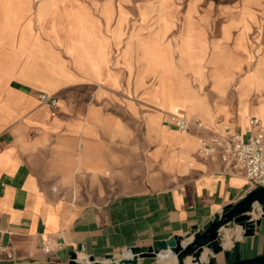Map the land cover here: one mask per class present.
Returning <instances> with one entry per match:
<instances>
[{
  "label": "crops",
  "instance_id": "0c3cea01",
  "mask_svg": "<svg viewBox=\"0 0 264 264\" xmlns=\"http://www.w3.org/2000/svg\"><path fill=\"white\" fill-rule=\"evenodd\" d=\"M244 5L212 35L219 22L176 31V17L139 0H0V264L64 263L72 252L117 264L132 246L191 240L255 188L238 165L199 152L209 129L249 134L251 115L264 125V0ZM188 42L199 72L182 54ZM225 66L221 96L211 74ZM172 114L207 129L182 131ZM76 158L80 173L114 174L97 187L121 191L104 202L77 197ZM255 213L252 235L235 222L220 230L226 248L240 241L242 258L264 254V212ZM162 252L175 260L139 264H178ZM209 259L227 261L223 251L206 250L202 264Z\"/></svg>",
  "mask_w": 264,
  "mask_h": 264
},
{
  "label": "water",
  "instance_id": "95a60500",
  "mask_svg": "<svg viewBox=\"0 0 264 264\" xmlns=\"http://www.w3.org/2000/svg\"><path fill=\"white\" fill-rule=\"evenodd\" d=\"M255 205H260L264 212V186H257L250 190L243 198L234 204L224 207L221 214L211 221L209 225L197 231L191 240L184 241L180 236H172L168 239L158 240L146 250L141 246L129 248L131 256L120 258L117 264H139L140 258H156L162 251H170L175 254L178 264H185L187 258L202 264V255L206 250L213 254L224 252L227 261L222 264H264V254L253 257L242 258L240 253V241H235L231 248H226L220 230L232 222L239 224L244 230V236L252 235L256 225L260 220H256L252 214ZM107 259L113 260V255L109 254ZM45 264H106L104 261L96 260L90 256L83 261L78 258L77 252H72L71 259L64 263H45ZM152 264H158L153 262ZM205 264H216L214 259H209Z\"/></svg>",
  "mask_w": 264,
  "mask_h": 264
},
{
  "label": "rangeland",
  "instance_id": "374dc122",
  "mask_svg": "<svg viewBox=\"0 0 264 264\" xmlns=\"http://www.w3.org/2000/svg\"><path fill=\"white\" fill-rule=\"evenodd\" d=\"M141 3L148 4V5H160L163 11H166V15L169 17V19L176 17L177 21V28L176 31H182L189 29L191 27V22L194 20H211L216 23V28L211 30L212 35L216 34L218 32V26H220V22L225 21H239L240 20V12L244 8L245 0H139ZM243 7V8H242ZM191 48L189 45V42L184 46L182 54L190 63V65L196 70L200 71L199 63L197 66H194V62L197 60H194L193 57L187 55L188 50ZM227 66L224 68L220 67L217 70H215L211 74V80H212V86L213 88L221 95L224 96L227 92L226 90V84L228 81V77L226 75L227 73ZM252 74V73H251ZM253 78V77H252ZM194 83V81H192ZM254 82V78H253ZM255 84V83H254ZM230 94L232 97H235L237 95L235 84H232ZM247 96V93H240V101L242 104L247 106L248 101L243 100V97ZM193 101V100H192ZM252 116V115H251ZM228 125V123L226 124ZM233 128V126H231ZM223 130V129H221ZM59 148H75V149H81L85 148V146H81L79 144L73 145H67L64 146H58ZM58 160L60 163H62V157H58ZM76 162H71L72 165V171L70 174V184L73 186L71 188V192L74 193L79 198H86L88 201L92 202H104L107 199H109L114 194L120 192V189L116 188H103V187H97L98 185L101 186V179L100 175H102L104 178H108L110 181L112 177H114V174L112 173H95L93 170V167H88L87 173H80L78 168V158L74 159ZM73 161V159H72ZM61 165V164H60ZM76 165V167L73 169V166ZM91 170V171H90ZM90 171V172H89ZM78 176H81V180L78 178ZM113 180V179H112ZM155 261L158 260V258H153Z\"/></svg>",
  "mask_w": 264,
  "mask_h": 264
},
{
  "label": "built area",
  "instance_id": "2783aa9c",
  "mask_svg": "<svg viewBox=\"0 0 264 264\" xmlns=\"http://www.w3.org/2000/svg\"><path fill=\"white\" fill-rule=\"evenodd\" d=\"M40 99L57 105V98L47 93H41ZM170 121L180 130L187 131L193 124L201 129H207L197 119L193 120L184 115L172 114ZM252 131L249 134L226 126L223 130L209 129V135L200 140L199 152L204 157L217 156L227 165H238L246 178L255 186H264V125L257 116L249 118ZM254 206L252 214L255 215ZM259 209H261V206ZM60 245V244H59ZM44 252L52 250L51 239L42 241ZM2 253H0L1 257ZM11 258L12 254H8Z\"/></svg>",
  "mask_w": 264,
  "mask_h": 264
},
{
  "label": "bare ground",
  "instance_id": "6f19581e",
  "mask_svg": "<svg viewBox=\"0 0 264 264\" xmlns=\"http://www.w3.org/2000/svg\"><path fill=\"white\" fill-rule=\"evenodd\" d=\"M255 215H257L256 213H255ZM229 243V242H228ZM161 254V255H160ZM160 258H159V255H158V257L157 258H159L158 260L159 261H164V263L165 262H171V261H174L175 259V257L174 256H172V254H170V253H167V252H160ZM125 256L126 257H128V256H131V253H128V254H125ZM177 257V256H176ZM203 259H206V252H204V254L202 255V260ZM178 260V259H177ZM107 264L108 263H115V260H113V261H111V262H108L107 260L105 261ZM163 263V262H162ZM185 263H187V264H198L197 262H194V261H192L191 260V258H187L186 259V262ZM174 264V263H173ZM176 264V263H175Z\"/></svg>",
  "mask_w": 264,
  "mask_h": 264
}]
</instances>
